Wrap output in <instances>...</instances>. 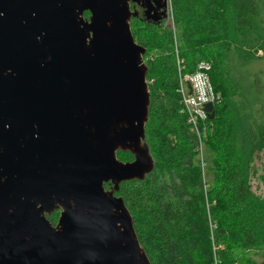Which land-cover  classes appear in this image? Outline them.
I'll list each match as a JSON object with an SVG mask.
<instances>
[{
	"label": "water",
	"instance_id": "1",
	"mask_svg": "<svg viewBox=\"0 0 264 264\" xmlns=\"http://www.w3.org/2000/svg\"><path fill=\"white\" fill-rule=\"evenodd\" d=\"M130 1L161 19L150 0H0V264H149L113 195L152 166Z\"/></svg>",
	"mask_w": 264,
	"mask_h": 264
},
{
	"label": "trees",
	"instance_id": "2",
	"mask_svg": "<svg viewBox=\"0 0 264 264\" xmlns=\"http://www.w3.org/2000/svg\"><path fill=\"white\" fill-rule=\"evenodd\" d=\"M170 2L174 30L144 12L132 21V37L154 55L145 76L143 138L152 166L113 195L122 199L149 264H264V196L250 184L255 177L264 181V0ZM199 63L209 65L216 95L204 140L177 93L179 71L191 73ZM200 144L210 154L208 188ZM115 156L133 161L127 151Z\"/></svg>",
	"mask_w": 264,
	"mask_h": 264
},
{
	"label": "rangeland",
	"instance_id": "3",
	"mask_svg": "<svg viewBox=\"0 0 264 264\" xmlns=\"http://www.w3.org/2000/svg\"><path fill=\"white\" fill-rule=\"evenodd\" d=\"M150 2L152 3V5H153V7L157 10V11H153V14L154 15H156V13H157V15L159 16L160 15V18H161V20H164V22H163V24H164V26L165 27H170L171 29H175L177 26L175 25V22H173V19H172V17H173V8H172V4H171V2H170V0H161V7L158 9V7L156 6V4H154L153 3V1L152 0H150ZM141 3H142V1H141ZM133 4H136V3H132L131 1L129 2V9H130V14H131V17H130V19H129V21H128V23H129V27L131 28V26H132V21L134 20V17H132V13H138V9L136 10L135 8H133L132 6H130V5H133ZM136 6L138 7V4H136ZM156 12V13H155ZM139 14V13H138ZM135 15V14H134ZM143 15V14H142ZM136 17H138V18H141V16H140V14L139 15H135ZM78 18L80 19V20H82L84 23H88L89 21H90V15H89V13H87V12H83V13H81V14H79L78 15ZM139 20V19H138ZM140 21V20H139ZM141 23H143V22H141ZM173 37H175L174 36V34H173ZM134 39V42L138 45V40H137V38H133ZM175 42V41H174ZM176 43V42H175ZM179 43V42H178ZM178 43H176V44H174V53H175V56H176V53H177V55L179 54L178 52H180V49L178 48ZM141 47V46H140ZM145 48V47H144ZM143 48V49H144ZM145 50V49H144ZM146 51V50H145ZM146 54V52L141 56V65H143L145 68H147V70H148V61H152V59L154 58V55L153 54H151V55H149V56H147V55H145ZM259 55H261L260 53H259ZM179 56V55H178ZM178 59V58H177ZM261 64V65H260ZM259 64V68H261L260 70L262 71V74H263V77H264V61L263 62H261ZM194 72V71H193ZM193 72H188L187 74H185V75H183L180 71H179V73H178V79H179V77L180 76H187V75H190V74H192ZM263 84H264V80H263ZM178 86H180L179 85V80H178ZM177 90H179L178 89V87H177ZM179 95V94H178ZM220 96V95H219ZM203 109H204V107H202ZM205 112V111H204ZM206 113V112H205ZM206 115L208 116V113H206ZM207 119L208 118H206V119H204V120H202V121H200L199 122V120L197 121V124L195 125V126H197L196 127V129L194 130V132L198 135V136H200V139L202 140H204V137H206L207 136V134H205V131L206 130H204V127L206 126V121H207ZM190 126H192V127H195L194 125H190ZM207 127V126H206ZM206 129V128H205ZM200 140V141H201ZM199 141V142H200ZM235 143H236V146H238L239 147V140H238V138L236 137V139H235ZM199 148H200V150H202V156H203V160H204V164H205V167H204V169H203V173H204V182H205V184H206V187L208 188L209 186H210V184H211V179H212V172L209 170V164H210V154H209V152H208V150L203 146L202 148H201V144L198 146ZM140 150L141 151H143L144 153H145V155H146V157L148 158V159H150V162H151V165H152V160H151V157H150V155H149V153H148V151H147V149H146V147L144 146V144H143V139L141 140V142H140ZM118 151H121V150H118ZM127 152H129V151H127ZM116 153H117V151H116ZM130 153V152H129ZM131 155H132V158H133V160H134V158H135V156H134V154L133 153H130ZM258 165V164H257ZM251 187H252V190L255 192V194L256 195H262V196H264V181L263 180H258L257 179V177H255V178H253L252 179V181H251ZM109 185V184H108ZM109 188H111V185H109V187H108V189ZM59 210L60 211H62L61 210V208H60V206L59 205H55V208H54V210L53 211H51L49 214H46V213H44V215H45V218L51 223V222H53L52 221V219H53V217H54V214H55V212L57 211V212H59ZM51 225H52V223H51ZM53 226V225H52ZM56 227H58V226H56Z\"/></svg>",
	"mask_w": 264,
	"mask_h": 264
},
{
	"label": "built area",
	"instance_id": "4",
	"mask_svg": "<svg viewBox=\"0 0 264 264\" xmlns=\"http://www.w3.org/2000/svg\"><path fill=\"white\" fill-rule=\"evenodd\" d=\"M209 70L207 63H199L192 74L180 76L178 79L180 86L177 93L190 125L195 126L198 120L200 122L206 119L207 115L202 107L209 103L213 104L216 100L208 75Z\"/></svg>",
	"mask_w": 264,
	"mask_h": 264
},
{
	"label": "flooded vegetation",
	"instance_id": "5",
	"mask_svg": "<svg viewBox=\"0 0 264 264\" xmlns=\"http://www.w3.org/2000/svg\"><path fill=\"white\" fill-rule=\"evenodd\" d=\"M146 5L148 6V1H147V3H146ZM130 6H132L133 8H135L138 12H140V13H142L143 14V12L145 11V9L141 6V5H139L138 4V7L136 6V4H133V5H130ZM149 6L151 7V4L149 3ZM153 6V5H152ZM153 14V13H152ZM59 213H60V210H59ZM55 226V225H54Z\"/></svg>",
	"mask_w": 264,
	"mask_h": 264
},
{
	"label": "clouds",
	"instance_id": "6",
	"mask_svg": "<svg viewBox=\"0 0 264 264\" xmlns=\"http://www.w3.org/2000/svg\"><path fill=\"white\" fill-rule=\"evenodd\" d=\"M212 105H214V104H212Z\"/></svg>",
	"mask_w": 264,
	"mask_h": 264
}]
</instances>
